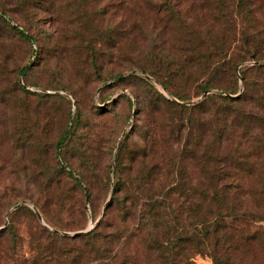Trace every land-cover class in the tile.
Masks as SVG:
<instances>
[{"label":"trees","instance_id":"1","mask_svg":"<svg viewBox=\"0 0 264 264\" xmlns=\"http://www.w3.org/2000/svg\"><path fill=\"white\" fill-rule=\"evenodd\" d=\"M192 4L197 15L189 0H0V84L9 56L3 49L6 40H32L45 51L51 39L57 44L63 38V32L54 37L45 29L48 18L71 23L78 19L79 49L98 72L105 66V55L111 62L136 32L146 28L157 32L150 36L161 39L150 47L155 56L168 44L167 34L178 29L177 41L170 45L177 57L168 62V72L161 59L151 66L140 65L177 100L155 91L149 79L137 74L109 76L118 83L131 79L147 83L153 95L146 103L139 101L140 106L145 104L139 126L142 144L133 140L136 130L119 142L114 184L93 185L99 180L80 172L94 223L100 215L95 193H104L98 223L87 232L62 235L40 225L32 210L18 207L0 230L2 263L200 264L199 257H208L213 264H264V227L248 232L246 226L264 222V0H193ZM71 33L76 36L77 28ZM14 53V67L6 75L13 85L0 90V104L6 105L18 93L25 100L11 123L2 122L0 116V149L10 146L22 157L33 141L46 148L47 123H42L48 113L41 107L34 114L30 110L29 91L20 79L26 68L18 65L20 54ZM249 60L254 64H245ZM170 69L173 77H179L177 83L167 81ZM203 94L204 98L186 104ZM66 132L57 148L67 141ZM126 164L139 167L131 175ZM11 165V158L0 150V181L7 180L0 185L1 214L23 196L15 187L18 174L8 168ZM21 168L23 184L36 183L34 204L53 223L48 212L51 199L61 191V185H53L57 177H47L36 161L23 162ZM21 213L29 218L33 256L28 259L18 258L16 246Z\"/></svg>","mask_w":264,"mask_h":264},{"label":"rangeland","instance_id":"2","mask_svg":"<svg viewBox=\"0 0 264 264\" xmlns=\"http://www.w3.org/2000/svg\"><path fill=\"white\" fill-rule=\"evenodd\" d=\"M189 2L192 6V13L197 15L199 10L192 4L193 0H189ZM88 15H91V13L88 12ZM136 17L137 14L133 12L131 19L135 20ZM87 25L91 27V30L95 27L91 21ZM44 27L54 37L62 36L61 32L64 34L57 44L55 39H51L45 51L32 40L29 42L11 39L6 40L3 44V49L9 56L3 65L5 79L0 84V90H7L13 85L11 78H6V75L9 73V68L14 67V51H16L17 54H20L19 60L16 56L18 65L21 68H26V76L20 77V79L22 85L29 91L30 110L34 114L35 109L41 107L44 111H47L48 116L42 123L43 125L41 124L45 126L44 124L47 123L43 132L44 137L47 139V143L44 144L46 148L36 147L35 141H33V144L28 145L23 151L22 157L20 156L21 152H17L10 146L0 149L11 158L13 165L8 166V168H14V171L18 174L15 187L19 194H23L17 199L16 204L6 208L4 214L0 213V228L4 227L1 229L4 230L9 224L10 215L18 207L25 206L34 212V216L40 225L62 235L75 236L81 230L94 227L100 220L105 206H103L104 193H99V195L95 193V209L100 215L94 223V212L88 197L85 196L86 192L83 185L86 184L81 180L80 172L84 170L85 173L94 177L91 178L93 181L99 180L93 185L114 184L115 158L119 142L125 135L136 130L132 134L134 136L133 140L139 146L142 144L139 126L142 125V119H144V103L149 101L153 95L148 90L150 86L147 83L133 79L128 83L126 81L118 83L117 79H109V76L119 72L124 77L137 74L149 79L155 91L177 100L164 88L159 80L143 72L140 65L151 66L152 63H159V59H161L164 71L168 72L169 69H166L168 62L177 57L176 54L174 55L172 47L177 41L178 34L176 32H178V29L174 28L176 32L173 30L171 34L170 32L167 34L166 42L168 44L161 46L162 49L158 50V54L155 56L150 55V47L161 39L150 38V36H156L157 32L152 34L149 28L136 32L134 38L130 37L124 43L123 51L111 58V62L108 55H105L102 60L105 66L101 67V71L98 72L93 68L91 60L85 58V54L81 53L82 51L79 49L78 19L71 23L66 22L64 19L53 20L48 18L44 22ZM73 28H77L76 36H72L71 29ZM153 58L155 59L154 62ZM245 64L252 65L254 61L249 60ZM116 65L119 68L110 73L108 68L116 67ZM170 70L171 76L167 81L177 83L179 77H173L174 71ZM236 75L238 85L242 87L243 83L238 69ZM204 96L205 94L200 95L192 101L200 100ZM22 97L23 95L18 93L15 97L11 96L6 105L2 106L0 104L2 122L11 123L13 121L14 114L20 110L19 105L24 103L25 99ZM137 97L141 98L138 99ZM139 101L144 102L142 106H140ZM37 105L38 107H36ZM65 132L68 136L66 144L64 143L61 148H57L56 144ZM36 137L33 140H36ZM35 161L47 177H57L53 185H61V191H58L55 197L51 199L48 212L49 219L57 226L46 221L40 209L34 204L33 198L35 199V197L31 198L36 183L23 184L25 178L24 171L21 168L22 163L34 164ZM63 166L66 167L63 168ZM125 167L126 173L132 175L139 164H135L131 168L129 164H126ZM33 168H35L34 165L30 167L31 170ZM107 176H110V180H107ZM45 181L47 180L45 179ZM6 182V179H2L0 185L3 187ZM25 190H28V192H23ZM95 190L100 191V188ZM83 206L85 207L84 210ZM36 211L42 215V219L38 217ZM25 214L21 213L18 216L19 239L16 240V246L19 259H28L33 256L29 243L28 227L26 226L29 218H26ZM78 221L81 224H79V227ZM228 221L223 220L224 223H228ZM246 226L248 232H253L259 226L264 227V222L246 224ZM63 227H69V230H63ZM12 243L15 244V241ZM198 262L200 264H213L208 257H199ZM0 263L14 264L12 260L6 263L0 261Z\"/></svg>","mask_w":264,"mask_h":264},{"label":"water","instance_id":"3","mask_svg":"<svg viewBox=\"0 0 264 264\" xmlns=\"http://www.w3.org/2000/svg\"><path fill=\"white\" fill-rule=\"evenodd\" d=\"M208 93H209V92H207L206 94H208ZM206 94H205V96H206ZM191 103H193V101L188 102V103H186V104H191ZM36 213H37L38 217H39L40 219H42V215H41L38 211H36ZM2 228H4V227H1L0 230H1ZM92 228H93V226L90 227L88 230H81V231L77 232L76 234H80V233L87 232V231L91 230Z\"/></svg>","mask_w":264,"mask_h":264}]
</instances>
